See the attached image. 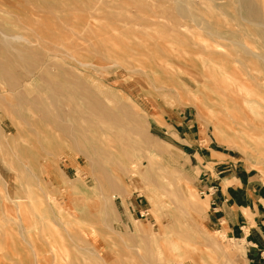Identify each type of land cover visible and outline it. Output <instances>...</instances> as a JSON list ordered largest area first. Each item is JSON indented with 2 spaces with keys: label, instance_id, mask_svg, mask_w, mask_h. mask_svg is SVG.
Returning <instances> with one entry per match:
<instances>
[{
  "label": "rangeland",
  "instance_id": "374dc122",
  "mask_svg": "<svg viewBox=\"0 0 264 264\" xmlns=\"http://www.w3.org/2000/svg\"><path fill=\"white\" fill-rule=\"evenodd\" d=\"M226 1L217 0L222 11L215 10L218 13L207 22L225 38L215 40L202 25L196 28V23L180 20L172 0H0V30L21 32L39 44L30 46L31 63H37L36 58L46 61L43 50L57 41L58 56L48 57L52 67L40 72L42 76L74 75L83 83L75 94L70 88L59 91L65 104L58 113L50 104L57 101L55 94L43 81L27 83L35 86L31 94L24 93L22 85L9 88L8 78L20 74L0 54V264H54L47 239L55 235L68 251L61 264H246L242 244L216 230L209 217V197L200 195L207 177L231 173H215L207 163L211 150L220 152L218 161L235 166L230 169L236 174L264 182V148L256 150L264 142L252 146L245 135L249 111L229 99L228 115L215 95V85L228 77L235 85L224 81L222 86L235 95L244 82L258 86L264 99V65L238 44L245 42L264 54V34L254 33L256 27L241 21ZM258 3L264 13V0ZM262 14L258 20L264 22ZM171 20L188 27L180 31ZM205 40L220 44L222 51L212 47L219 58L203 53ZM66 50L102 68L80 67ZM189 56L196 66L184 61ZM192 69L206 71L208 77L197 83L183 76L182 71ZM185 79L189 85L183 84ZM37 95L43 96L41 102L32 101ZM89 98H97L113 113L110 119L102 118L103 127H86L85 121L97 118L89 115L83 101ZM260 111L264 119V109ZM50 197L53 201L47 204ZM51 206L59 209L61 223ZM37 248L48 251L41 262L33 258Z\"/></svg>",
  "mask_w": 264,
  "mask_h": 264
},
{
  "label": "bare ground",
  "instance_id": "6f19581e",
  "mask_svg": "<svg viewBox=\"0 0 264 264\" xmlns=\"http://www.w3.org/2000/svg\"><path fill=\"white\" fill-rule=\"evenodd\" d=\"M167 1V0H166ZM262 1V0H261ZM169 2V1H168ZM226 2H228L229 4H231L234 8H235V11L237 12H235V14L240 18V20L241 21H243L244 23H246V24H251L254 28L256 27V29H255V32L254 33H256V31H260V32H262L263 34H264V22H261V21H259L258 19H259V17H260V15L263 13V11H261V9L259 8V3H258V0H229V1H226ZM220 3H222V2H220ZM220 3H218L217 2V0H202V1H198V0H172V6L174 5V8L176 9V14H178L179 15V17H180V20L183 18L184 20L185 19H187V20H189V22H194V23H196V25H197V27L196 28H198L199 27V24L200 25H202V27H201V29L202 30H204L205 32H207L206 34H208V37H209V35H212V36H214V37H212L213 39H215V38H219V39H225L223 36H221L220 34H218L216 31H213L212 29H210V27H209V24L207 23V22H209V18H211V16H213V14H215L216 15V13H218L217 11L215 12V10H221L222 8H221V5H220ZM89 5V4H88ZM203 5H206V7H203ZM262 5V4H261ZM90 6H91V4H90ZM93 6V5H92ZM84 7V6H83ZM86 7V6H85ZM201 7H202V9H201ZM87 9H88V7H86ZM92 8V7H91ZM90 7H89V12H90V9H91ZM233 8V9H234ZM151 9H153V8H151ZM173 9V8H172ZM83 10V9H82ZM85 10V9H84ZM92 11V10H91ZM105 11V10H104ZM103 11V12H104ZM109 11V10H108ZM108 11L106 10V12L108 13ZM111 11V10H110ZM109 11V12H110ZM140 11V10H139ZM150 11V10H149ZM222 11V10H221ZM234 11V10H233ZM89 12H87V13H89ZM141 12V11H140ZM142 13H144V12H142ZM148 13V12H147ZM221 13V12H220ZM224 12H222V14H223ZM109 14V13H108ZM112 14V11H111V13H110V15ZM157 14V13H156ZM264 14V13H263ZM262 14V15H263ZM145 15V14H144ZM85 16H87V15H85ZM140 16V15H139ZM146 16V15H145ZM153 17H154V15H152ZM157 16V15H156ZM156 16L154 17V18H156ZM149 17V16H148ZM161 17L162 16H160L159 18L161 19ZM176 17V16H175ZM83 18V17H82ZM87 18V17H86ZM139 18V17H138ZM151 19H152V17H150ZM159 18H157L158 20H159ZM167 17H165V19H166ZM178 18V17H177ZM218 18V17H217ZM262 18V17H261ZM261 18H260V20H261ZM141 19V18H140ZM145 19L146 20H148L146 17H145ZM163 19H164V17H163ZM226 19V18H225ZM84 20V19H83ZM87 20V19H86ZM85 20V22H88V21H86ZM91 20V19H90ZM89 20V21H90ZM150 20V19H149ZM148 20V21H149ZM168 20V19H167ZM263 20V19H262ZM145 21V20H144ZM153 22H155L154 20H152ZM172 21V20H171ZM146 22V21H145ZM158 22V21H157ZM156 22V25H158V23ZM168 22H169V20H168ZM172 22H174V21H172ZM182 22V21H181ZM191 22V23H192ZM90 23V22H89ZM93 23V22H92ZM174 23H176V21L174 22ZM193 23V24H194ZM217 23V22H216ZM91 24V23H90ZM154 24V23H153ZM170 24V23H169ZM88 26H87V28L90 30V31H92V29H93V27H90V25L89 24H87ZM159 25H162V24H160V22H159ZM171 25H173V24H171ZM77 26H79V25H77ZM155 26V25H154ZM187 25H183L182 23L180 24V23H176L175 24V27L174 28H176V29H179L180 31L182 30V28L184 29H186L187 27H186ZM74 27L72 26V29H73ZM95 29H96V27H94ZM212 28V27H211ZM247 28V27H246ZM175 29V30H176ZM73 30H75V29H73ZM78 30V32L81 30V31H83L82 29H80V28H77L75 31H77ZM80 31V32H81ZM14 32V31H13ZM16 32V31H15ZM11 33V32H5V31H2V30H0V54L1 55H3V56H5L6 57V59L13 65V66H16V68H17V70H18V72H19V74L20 75H18V76H16V77H13V78H8L9 79V88H10V86L11 87H18V85H22V90L24 89V93H28V94H31V90H29L30 88H34V87H30L29 86V84L27 85V83H29L30 81H34V80H40V81H43L44 83H45V85L47 86V88L49 89V91H51L52 93H54L55 94V100L57 99V101H54V103L52 102V103H50V104H52V106H53V108L55 109V107H57V109L59 110H57L58 111V113H63L64 112V109L62 108V106H63V104H65L64 102L65 101H62V99H61V97H59V91H63V89H65V90H67V89H69L70 88V91H71V93L72 94H75V92L79 89H82V85H83V83H81V81H80V77H78V78H75V76L73 75L74 73H72V75H73V78H65V76H63L62 74L60 75V76H58V74H60V73H57V75H55L54 77L52 76L51 77V79H50V77H43L42 76V73H40V72H44V71H47V70H51V67H52V65H51V62H50V59L48 58L50 55L51 56H58V53H57V51H56V49H57V45H58V43H57V41L55 42V41H51V42H49V44H48V46H47V48H45V50H43V52H44V54H45V56H46V58H47V60L46 61H44V60H38V58H36L37 60H36V62L37 63H35V64H33V62L31 63V59L29 58V56H28V54H29V52L30 51H32L33 49L30 47V46H32V43H33V40H31V38L29 37V36H27L26 34L24 35V34H22L21 32L20 33ZM77 32V33H78ZM174 33V32H173ZM67 34V33H66ZM179 34V33H178ZM181 34V33H180ZM67 36V35H66ZM187 36V35H186ZM82 37V36H81ZM176 37H177V35H176ZM211 37V36H210ZM83 38V37H82ZM191 38V37H190ZM72 39V38H71ZM84 39H85V37H84ZM87 39V38H86ZM90 39V38H89ZM211 39V38H210ZM190 40H192V39H190ZM216 40V39H215ZM215 40H213L212 42H213V44L212 43H209L208 41H204L205 43H203L204 45H202L201 46V50H203V53H210V57L212 58V57H220V55L216 52V50L215 51H213L214 49H216V48H221V46H220V44L219 43H216L215 42ZM35 41V40H34ZM37 41V40H36ZM74 41V40H73ZM86 41H88V40H86ZM90 41H91V39H90ZM186 41V40H185ZM38 42H40V41H38ZM192 42H194L193 40H192ZM233 42V41H232ZM239 41H237V43H238ZM66 43V42H65ZM188 45H190V42L187 40V42H186ZM195 43H196V41H195ZM236 43V42H235ZM236 43V44H237ZM34 44V43H33ZM73 44V43H72ZM87 45H88V43H86ZM89 44H93V43H89ZM239 44V46L242 48V51H243V53H245L247 56H250V57H253V58H255V59H258V60H260L262 63H263V65H264V54H262V53H258L257 51L255 52V51H252V50H250L249 49V45H247V43H245V42H240V43H238ZM34 45H36V46H38L36 43L34 44ZM69 45V44H68ZM87 45H85V46H87ZM193 45V44H192ZM213 45V46H212ZM45 46V45H44ZM76 46V42H75V45H74V47ZM198 46V45H197ZM41 47V46H40ZM54 47V48H53ZM90 47H94V46H90ZM212 47H215L214 49L212 48ZM87 48V47H86ZM88 48H89V45H88ZM37 49V48H36ZM43 49V48H42ZM58 49H60L59 47H58ZM85 49V48H84ZM213 49V50H212ZM71 50V49H70ZM70 50H66L67 51V53H68V51H70ZM221 50V49H220ZM73 51V50H72ZM101 51V50H100ZM218 52H219V50H217ZM222 51V50H221ZM225 50H223V52H224ZM60 52V51H59ZM74 52V51H73ZM102 53V52H101ZM185 53V52H184ZM212 53V54H211ZM94 54V53H93ZM98 54V53H97ZM228 54H230V52L228 51ZM68 55L70 56V58H71V60H74V61H76L77 62V64L80 66V67H83V68H89L90 66H92V67H94V69L95 68H98L99 69V67H101L102 68V66H96V65H93L92 64V62H84V60H80L79 58H77V57H75V55L74 54H72L71 52H69L68 53ZM195 55V54H194ZM208 55V54H207ZM238 55V54H237ZM179 56V55H178ZM187 56V55H186ZM203 56V55H202ZM230 56H231V54H230ZM54 57V58H55ZM239 58V57H238ZM181 59H183V58H181ZM251 60V59H250ZM35 61V60H34ZM52 61V60H51ZM184 61H187V62H189V64L191 63L193 66H196L198 63H196L197 61L194 59V58H192V56H189L188 58H185L184 59ZM112 62H114L115 64H117V63H120V62H118V61H112ZM39 63V64H38ZM185 63V62H184ZM1 64V63H0ZM188 64V65H189ZM119 65V64H118ZM6 66H7V64H6ZM3 67V66H2ZM122 67V66H121ZM4 68V67H3ZM8 66H7V71L9 72V70H8ZM91 68V67H90ZM138 68V67H137ZM166 68H168V67H166ZM203 68H205V66H202V69ZM73 69H75L76 70V67L75 68H73ZM185 69H188V68H185ZM185 69H183L182 68V70H185ZM196 69H198V67L196 68ZM4 70V69H3ZM2 70V71H3ZM131 71L132 70H134L135 71V68H131L130 69ZM200 69H198V71H199ZM77 71H78V68H77ZM133 71V72H134ZM197 70H195V69H192V70H187V72H183L182 71V74H183V76L185 75L186 77H188V79H191V80H196L197 81V83H200V78L202 77H205V78H207L208 76H207V73H206V71H203V74H200L199 72H198ZM7 72V73H8ZM136 72H137V70H136ZM79 73H81V72H77V74H79ZM144 73V72H143ZM175 73V72H174ZM82 74H83V72H82ZM82 74H79V75H82ZM173 74V73H172ZM171 73H169V75H172ZM175 74H177V73H175ZM222 74L224 75V77H225V75H227L226 74V71H224L223 70V72H222ZM249 74H251L250 72H249ZM252 75V74H251ZM7 76H8V74H7ZM84 76V75H83ZM173 76V75H172ZM229 76V75H228ZM232 76V75H231ZM234 76V75H233ZM248 76V75H247ZM4 77V76H3ZM56 77H61V79H59V80H57V78ZM249 77V76H248ZM53 78V79H52ZM230 78V77H229ZM227 79H228V77H227ZM226 79V81H227V85L228 84H230V83H228L229 81ZM248 79V78H247ZM250 79V78H249ZM254 79H256L255 77H254ZM224 81H225V78L223 79ZM251 80V79H250ZM249 80V81H250ZM161 81V80H160ZM183 81V84H185V85H189L188 84V82H187V80L185 79V80H182ZM212 81V80H211ZM219 81H220V79H219ZM222 81V80H221ZM221 81H220V83H221ZM223 81V82H224ZM226 81H225V83H226ZM257 81V80H256ZM255 81V82H256ZM86 82V81H85ZM218 82V81H217ZM216 82V83H217ZM222 82V83H223ZM232 82H234V81H232ZM253 82V81H252ZM202 83L203 84H205V80H202ZM215 83V84H216ZM222 83H221V85H219V86H217V85H215V88L217 89V91L215 90V95L217 96V98H220V102H219V104H220V106H221V108L226 112V114H228L229 115V113H230V109H229V103H228V100L230 99V100H235V101H233V104H235V105H237V107H239L240 109H242V110H248L249 111V113H248V115H250L251 116V118L248 116V115H246V118H245V121L247 122L246 123V129H245V131H248V133L247 134H245V135H247L248 136V138L250 139V142H249V144L250 145H254V146H256V147H259V145H260V143L263 145V142H264V137H261L260 136V134L259 133H264V119L262 118V114H263V111H260V109H264V99H262L260 96H259V92H257V88L256 87H258V86H254V87H251V85L249 84V86H247L246 84H241L240 85V87H239V93H237L238 94V96L237 95H235L236 93H235V91L234 90H232L231 91V89L230 90H228L227 89V87H225V86H222ZM34 84V83H33ZM88 84V83H87ZM195 84H196V82H195ZM214 84V83H213ZM212 84V86H214ZM219 84V83H218ZM230 85H233V84H230ZM235 85V84H234ZM233 85V86H234ZM33 86V85H32ZM39 86V85H38ZM90 86V85H89ZM154 86H156L155 84H154ZM159 86V85H158ZM205 86V85H204ZM3 87V86H2ZM29 87V88H28ZM84 88V87H83ZM91 88H92V86H91ZM96 88V87H95ZM156 88V87H155ZM164 88V87H163ZM229 88V87H228ZM93 89V88H92ZM98 89V88H97ZM156 89H159L160 90V87L159 88H156ZM171 89H176L175 87L174 88H171ZM235 89V88H234ZM259 89V88H258ZM36 90V89H35ZM46 90V89H45ZM83 90V89H82ZM96 90V89H95ZM37 91V90H36ZM69 91V92H70ZM174 91H176V90H174ZM39 92V91H38ZM87 92V91H86ZM99 92L101 93V91L99 90ZM98 92V93H99ZM191 92V91H190ZM36 93V92H35ZM85 93V92H84ZM94 93V92H93ZM92 93V94H93ZM97 93V92H96ZM192 93V92H191ZM39 94H40V92H39ZM43 94V93H42ZM50 94V93H49ZM6 95V94H5ZM36 95V94H35ZM44 95V94H43ZM86 95V94H85ZM4 96V95H3ZM62 96V95H61ZM5 97V96H4ZM41 97H43V96H36V97H33V99H32V101H40V98ZM199 97V96H198ZM197 97V98H198ZM263 97V96H262ZM45 98H47V97H45ZM94 98V97H93ZM5 100H6V98H5ZM42 100H43V98H42ZM84 102H85V105L87 106V109H88V111H89V115H93V116H95V117H97V118H94V119H90V120H87V121H85V123H87L86 125V127H91V128H98V127H103V125H102V123L104 122V121H102V118H111L112 117V115H113V113L111 112V111H109L107 108H106V105H104L101 101H99L97 98L96 99H91V98H89V99H86V100H83ZM213 101V100H212ZM41 102V101H40ZM49 102V101H48ZM32 104V103H31ZM66 104H67V102H66ZM68 105V104H67ZM66 105V107L68 108V110L70 109L69 108V106H67ZM117 105V104H116ZM74 106H75V108L76 109H78L79 110V108H77L76 107V105L74 104ZM231 106H233L232 104H231ZM19 107V106H18ZM38 107V106H37ZM45 107V106H44ZM46 108V107H45ZM46 110H47V108H46ZM66 110V109H65ZM42 111V110H41ZM54 111V110H53ZM121 111V110H120ZM47 112H49V110L47 111ZM56 112V111H55ZM66 113H69L68 111H66ZM232 113V112H231ZM236 113V112H235ZM239 113V112H238ZM219 114V113H218ZM51 114L49 113V116H50ZM58 115V114H57ZM56 115V116H57ZM220 115V114H219ZM227 115V116H228ZM237 115V114H236ZM52 116V115H51ZM50 116V117H51ZM126 117H128V116H126ZM52 119H54V117L52 116L51 117ZM58 118V117H57ZM64 119V118H63ZM233 119V118H232ZM235 119V118H234ZM57 120V119H56ZM82 120V119H81ZM96 120H98V121H96ZM121 120V119H120ZM60 121V120H59ZM236 121H238V118H237V120ZM81 122V121H80ZM82 123V122H81ZM31 124V123H30ZM61 124V123H60ZM67 125V124H66ZM72 125V124H71ZM60 126V125H59ZM29 127H31V126H29ZM74 127V126H73ZM76 127V126H75ZM86 127H79L80 129H81V132L82 133H84V130H85V128ZM70 128V126H68V127H66V126H63V129H69ZM72 128V127H71ZM36 130V129H35ZM98 131H99V129H98ZM251 133H252V135H251ZM71 135V134H70ZM69 135V136H70ZM257 135H259V138L258 137H254V136H257ZM71 137V136H70ZM73 138V137H72ZM73 139H75V138H73ZM76 141V140H75ZM108 141V140H107ZM248 141V140H247ZM110 142V141H109ZM40 143V142H39ZM75 145H77V142H76V144ZM122 145V144H121ZM17 148V147H16ZM75 148H77V146L75 147ZM255 148V147H254ZM264 147L263 146H261L260 148H258V149H256V150H262ZM49 153V152H48ZM80 153V152H79ZM83 155V154H82ZM94 156V155H93ZM58 158V157H57ZM62 158V157H61ZM65 158V157H64ZM84 158V157H83ZM88 160V159H87ZM90 160H91V158H90ZM63 161V160H62ZM61 161V162H62ZM97 161V160H96ZM91 162V161H90ZM23 164V163H22ZM91 164H93V162L91 163ZM91 166V165H90ZM104 166V165H103ZM29 169V168H28ZM50 171V170H49ZM32 173V172H31ZM134 174V173H133ZM101 174H99V176H100ZM93 176V175H92ZM131 176V175H130ZM35 178V177H34ZM100 178V177H99ZM36 179V178H35ZM101 179H102V177H101ZM111 180V179H110ZM117 180V179H116ZM48 181H49V179H48ZM39 182V181H38ZM119 182V181H118ZM39 184V183H38ZM120 184V183H119ZM114 183L113 182H111V187L113 188L114 187ZM100 187V186H99ZM42 190V189H41ZM42 192V191H41ZM64 192H65V190H64ZM45 195V194H44ZM64 196H66V197H69V196H67V195H65L64 194ZM48 197V196H47ZM65 197V198H66ZM99 197V196H98ZM192 199H193V196H190ZM60 198V197H59ZM100 198V197H99ZM54 199V198H53ZM46 200H47V204L48 203H50L49 201H53L52 199H51V197L50 198H46ZM49 200V201H48ZM55 200V199H54ZM58 200H60V199H58ZM58 200L56 201L55 200V202H58ZM66 201H68V199H66ZM98 201V200H97ZM102 201V200H101ZM105 201H106V199H105ZM64 202V201H63ZM105 203V202H104ZM33 204V203H32ZM106 204V203H105ZM100 205H101V203H100ZM107 205V204H106ZM57 206V205H56ZM50 207V206H49ZM66 208V207H65ZM34 209V208H33ZM51 209L53 210V214H54V216H55V220H56V222H60L61 223V217L59 216V213L57 212V211H59V209L57 210V209H55V207L54 206H51ZM50 209V210H51ZM35 210V209H34ZM37 210V209H36ZM39 210V209H38ZM61 210H62V208H61ZM36 212V211H35ZM65 212H67V211H65ZM105 214H106V212H105ZM39 215V217H40V221L41 222H44L45 221V217H43L42 215H40V213L38 214ZM74 215V214H73ZM104 219H106V218H104ZM52 221V220H51ZM103 221V220H102ZM53 223V225H55L56 226V224H55V222L53 221L52 222ZM78 225V224H77ZM92 225V224H91ZM98 225V224H97ZM102 226V225H101ZM65 227V226H64ZM64 229V228H63ZM66 231V230H65ZM92 231V230H91ZM82 232V231H81ZM83 233V232H82ZM84 234V233H83ZM86 235V234H85ZM93 235H94V233H93ZM95 236V235H94ZM51 237V236H50ZM50 237H48V239L50 238ZM67 237H68V235H67ZM90 237V236H89ZM47 239V244H48V247H49V252H51V254H52V256H53V262H54V264H61V263H59V262H61L60 260H63L64 261V259L66 258L67 259V253H68V251H67V249L63 246V243L62 244H59L58 242H57V239H56V235L54 236V237H51V240H48ZM68 239H70V238H68ZM94 241V240H93ZM71 243H73L72 241H71ZM79 243V242H78ZM76 245V244H75ZM91 245V244H90ZM85 247V246H84ZM88 248V247H87ZM93 248H94V246H93ZM82 249V248H81ZM92 249V248H91ZM84 250V249H83ZM103 250V249H102ZM85 251H87V250H85ZM93 251L96 253L97 251H95L94 249H93ZM48 251H45L44 250V248H42V251L41 250H38V248H37V250L35 251V250H33V252H32V254H33V258L35 257L36 258V260L37 261H40L41 262V260H42V257H43V254L44 253H47ZM76 253V252H75ZM90 253V252H89ZM51 254H49L50 256H51ZM91 254V253H90ZM99 254V253H98ZM98 256H100V255H98ZM150 256V255H149ZM147 257V256H146ZM101 258V257H100ZM33 260H35V259H33ZM103 260V259H102ZM156 260H158V262H161L159 259H158V257H157V259ZM49 261V260H48ZM152 261V260H151ZM154 261V260H153ZM66 262V261H65ZM88 264L90 263V262H87ZM157 263V262H156ZM162 263V262H161ZM161 263H158V264H161ZM176 263V262H175ZM38 264V263H37ZM103 264H105L104 262H103ZM164 264H173V263H170L169 261H167V260H165V262H164Z\"/></svg>",
  "mask_w": 264,
  "mask_h": 264
},
{
  "label": "crops",
  "instance_id": "0c3cea01",
  "mask_svg": "<svg viewBox=\"0 0 264 264\" xmlns=\"http://www.w3.org/2000/svg\"><path fill=\"white\" fill-rule=\"evenodd\" d=\"M220 155L218 151H209L207 163H212L216 174L231 173L204 180L203 190L215 187L208 195L210 221L218 232L242 244L246 264H264V182L236 174L230 169L231 163L217 160ZM221 164L228 165L218 170Z\"/></svg>",
  "mask_w": 264,
  "mask_h": 264
},
{
  "label": "built area",
  "instance_id": "2783aa9c",
  "mask_svg": "<svg viewBox=\"0 0 264 264\" xmlns=\"http://www.w3.org/2000/svg\"><path fill=\"white\" fill-rule=\"evenodd\" d=\"M212 191H215V187L214 186H211L209 187L207 190H201L200 191V195L205 197L206 195L208 196L209 194H211ZM140 214V217H142L144 215V213H139Z\"/></svg>",
  "mask_w": 264,
  "mask_h": 264
}]
</instances>
